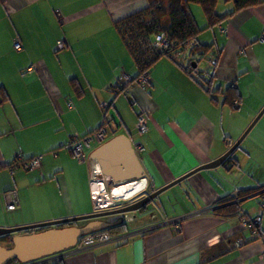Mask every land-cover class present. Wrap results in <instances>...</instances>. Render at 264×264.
<instances>
[{
	"label": "crops",
	"instance_id": "crops-1",
	"mask_svg": "<svg viewBox=\"0 0 264 264\" xmlns=\"http://www.w3.org/2000/svg\"><path fill=\"white\" fill-rule=\"evenodd\" d=\"M146 6L147 0H0V228L90 213L72 200L65 177L72 155L65 146L72 136L97 130L105 106L107 119L119 124L118 134L127 136L133 149L138 144L144 148L137 156L155 189L223 156L264 107V51L255 55L253 44L264 43V2L233 13L213 28H207L203 12L206 24L203 18L202 23L196 20L189 6L203 31L198 43L219 54L212 89L223 93L228 86L237 88L242 98L237 110L223 104L222 94L213 103L203 87L164 58L151 67L146 88L138 90L133 84L127 95L137 72L113 22ZM230 8L217 5L219 14ZM13 38L21 44L19 51ZM61 38L67 45L56 53ZM124 77L131 81L119 85ZM71 80L79 85L73 87ZM118 92L129 97L130 106L137 102L134 118L122 115ZM246 94L252 104L245 103ZM140 113L146 115L149 130L134 143L130 125L135 128ZM241 144V158L233 157L239 146L232 164L228 160L192 174L172 186V196L166 195L172 187L166 189L154 200L152 215L125 222V230L112 242L66 251L60 264H264L262 197L246 208L244 203L255 197L245 198L239 206L245 217L260 218L259 235L245 228L239 216L224 217L214 210L235 188L264 185V113ZM98 146L86 155L90 179L98 164L89 157ZM38 156L41 164L32 173L8 169L17 157ZM246 166L245 184L224 189L221 183L232 170L244 172ZM57 177L62 204L54 207L35 193L47 179ZM10 190L17 195L14 211L6 209L5 193ZM161 198L168 205L163 212L157 207ZM117 220L112 216L108 221Z\"/></svg>",
	"mask_w": 264,
	"mask_h": 264
},
{
	"label": "trees",
	"instance_id": "trees-1",
	"mask_svg": "<svg viewBox=\"0 0 264 264\" xmlns=\"http://www.w3.org/2000/svg\"><path fill=\"white\" fill-rule=\"evenodd\" d=\"M263 2L264 0H168L167 4L165 5L164 0H147V6L145 8L115 20L113 24L128 53L134 61L137 72L136 76L133 78L134 81L138 80L139 77L144 74H149V71L154 63L162 57H167L171 60L170 56L157 55L151 49L155 36L161 32H166L170 39L175 42L178 52L188 49L190 53H194L196 55L199 61L209 60L211 55H213L215 62L211 66V78L206 87H204V85L200 86L203 87L213 103L217 102V95L222 94L223 104L227 105L232 111H235L239 108L242 100L237 88L228 86L223 93L220 91V89H212L214 70L218 63L219 54L212 47L204 46L198 43L197 36L202 30L197 26L193 16L191 15L188 4L193 3L199 5L205 18L207 19V28H213L224 21L227 17L231 16L233 13L249 7L257 6ZM218 4L229 5L231 8L227 13L219 14L217 10ZM211 50L213 51L212 53L210 52ZM177 66L188 75L190 74V66L186 68H182L179 65ZM191 78L193 79V77ZM71 84L73 87L79 85L75 80H71ZM2 95H4V92ZM103 120L104 122L107 120L106 108L103 109ZM118 125L119 124H116V127H114L113 132L108 136L107 140L118 134ZM231 155L223 162L224 164L228 162V160H230L229 163L232 164ZM14 162L15 161L8 165V169L11 172L14 171L11 169V165ZM263 189L264 185L259 186L258 188L240 190L235 188L231 195L226 196L220 202H218L219 204H217V207L214 210L224 217L228 215L232 217L245 216L241 213L239 208L241 202L245 198L254 197H262L260 202H263ZM235 199L238 200V202H235ZM259 224L253 225L252 227L245 226V228L252 230L254 234L259 235L261 231ZM69 225L71 226L75 224ZM63 226L65 225H60L58 227L60 228ZM42 230L44 229H37L36 231ZM124 230L125 223H120L101 232L115 235L117 233L123 232ZM0 246L4 248L12 247V236H1ZM8 264L22 263L18 262L17 260H12Z\"/></svg>",
	"mask_w": 264,
	"mask_h": 264
},
{
	"label": "water",
	"instance_id": "water-1",
	"mask_svg": "<svg viewBox=\"0 0 264 264\" xmlns=\"http://www.w3.org/2000/svg\"><path fill=\"white\" fill-rule=\"evenodd\" d=\"M263 113L264 107L237 142L223 156L213 162H209L191 170L184 176L152 192L141 202L133 206H126L114 211L94 212L78 218H66L21 227L0 228V237L4 235L12 236V247L4 248L0 246V264H8L12 260H17L23 264L43 257L66 252L75 247L80 238L94 232L103 231L120 223L121 220L118 219L116 222L112 223L103 220V217L138 211L139 208L143 206L146 207L147 204L156 199L161 192L181 182L192 174L201 170L218 167L240 146L241 142L245 139ZM89 161L93 164H98L101 177L111 186H121L138 180H146L147 178L145 168L135 153L131 141L127 136L122 134H118L100 144L90 154ZM86 220L87 222L80 226L69 225ZM60 225L65 226L59 228L58 226ZM37 229L44 230L36 231Z\"/></svg>",
	"mask_w": 264,
	"mask_h": 264
},
{
	"label": "built area",
	"instance_id": "built-area-1",
	"mask_svg": "<svg viewBox=\"0 0 264 264\" xmlns=\"http://www.w3.org/2000/svg\"><path fill=\"white\" fill-rule=\"evenodd\" d=\"M65 46V42L63 40L57 41V49L61 50ZM13 48L15 51H19L21 49V44L19 40L16 38L13 40ZM151 49L157 55H168L171 57V61L175 65H179L182 68H186L190 66V76L193 77V80L199 85H207L211 78V66L215 62V58L213 55L209 58V60L199 61L194 53H190L188 49H185L181 52H178L176 48L175 42H173L169 35L166 32H161L155 36V39L152 43ZM213 52L212 50L210 51ZM173 59V60H172ZM28 72L31 71V68L27 69ZM128 82L131 81L127 77H124ZM143 87H146L150 82L149 74H144L139 77L137 80ZM104 108L107 109V106ZM107 119V117H106ZM114 127H116L115 123L111 119H107L105 122L102 121L100 127L92 132L90 135L80 137L74 135L71 137L70 141L65 146L71 154L75 157L78 162L86 161L85 149L91 148L94 144H102L108 139V136L113 132ZM135 129L140 134H145L148 132L149 127L147 124L146 115L140 113L137 116V121L135 125ZM135 153L139 156L144 152V148L141 145L134 146ZM41 156L34 157L30 160H23L22 158H16L14 163L11 165L12 170H16L21 167L24 170H36L39 168L41 164ZM90 197L93 203L94 211H103L115 208L119 205L121 201H127L132 198H117L114 196L113 192L116 189L115 186H111L108 184L100 175L98 167L94 169L90 182ZM6 200V209L8 211H14L17 205V195L14 190H10L5 193ZM238 202V200H234ZM240 223L243 226L252 227L253 225H258L260 218L248 219L245 216H240ZM174 224L177 225V222L174 221ZM115 240V235L111 233L105 232H94L88 236L79 239V242L74 247L76 250H83L87 248H91L97 245H103ZM69 251V250H68ZM65 252L54 254L51 256L43 257L40 259H36L33 261H29L23 264H60Z\"/></svg>",
	"mask_w": 264,
	"mask_h": 264
},
{
	"label": "rangeland",
	"instance_id": "rangeland-1",
	"mask_svg": "<svg viewBox=\"0 0 264 264\" xmlns=\"http://www.w3.org/2000/svg\"><path fill=\"white\" fill-rule=\"evenodd\" d=\"M167 1L168 0H164V4L166 5L167 4ZM192 7L193 9V12L195 13V17H196V20L199 19L200 22L202 23V18L203 20L205 21V18L204 16L202 15V10H201V7L197 4H193V3H190L188 4V7ZM197 8V9H194V8ZM199 24V23H198ZM205 24H206V21H205ZM201 26V24H199ZM206 27V25H205ZM203 32V31H202ZM14 40L16 38H13ZM59 40H63L65 42V46L63 49L66 48V45H67V42L64 38H61ZM253 44L255 45V55L257 54H260L261 52L264 51V43H261L259 42L258 40L257 41H253ZM56 51L58 50L57 49V42H56ZM61 49L60 51L56 52V53H61L63 52ZM215 50V49H214ZM128 54V53H127ZM130 56V55H128ZM264 57V56H263ZM131 62H132V58L129 57ZM168 59L167 57H162V59ZM170 60V59H168ZM57 61V60H56ZM33 68V66L31 67ZM136 73V72H135ZM261 77V75H260ZM122 80L119 82V85H121L123 82H125V84L128 83V81H126L124 78H121ZM132 85L128 87L127 89V95L129 94V92L132 89L133 87V84L136 86V88L138 90H143L145 88H142V85L138 82V81H134L133 83H131ZM204 87H206V85H204ZM121 93L119 96H118V101H120L122 103V106H120V111L122 113V115L126 118H130L131 115H133V109H132V106H137V102L135 101V103L130 106V102H129V97L122 93V92H118V94ZM254 102L253 98H248L247 94L245 95V103L246 104H252ZM137 108V107H135ZM227 110V109H226ZM236 112H234L233 114H235ZM134 118V115L132 116ZM109 119V118H108ZM136 121H137V118H136ZM130 128H132V131H133V134L131 136V139L132 141L135 143L136 139H141L145 134H140L138 133V131L133 128V124L130 125ZM124 131V130H123ZM244 133V132H243ZM242 133V134H243ZM241 134V135H242ZM241 137V136H240ZM239 137V138H240ZM238 138V139H239ZM237 139V140H238ZM237 140L234 142V144L237 142ZM233 144V145H234ZM244 144V143H242ZM240 145V148H239V151L237 153H235L233 155V157H236V156H239L241 158V154L239 152H242L244 149V145ZM246 144V143H245ZM232 145V146H233ZM93 147V146H92ZM89 148V149H85V154L87 155L88 154V151L89 150H92L93 148ZM242 150V151H241ZM48 155H52L50 153H48ZM72 155V154H71ZM72 160L66 165L67 166V170L65 172V177H66V181H67V185H68V189L70 191V194H71V197H72V200H76L77 199V202L78 204L80 203L81 206H84L86 207L85 209H88L90 211V213H94V209H93V203H92V199L90 197V188H89V182H90V177H89V167L88 165L85 163V162H78L75 157L72 155ZM84 164L82 165L81 167L78 165V164ZM211 170V169H209ZM242 170V169H241ZM31 173L34 172V171H31L29 170ZM208 171V170H207ZM247 171H248V166L245 167L244 169V172L243 171H236V170H232L231 174L228 175V181H223L221 183V185L224 187V189L226 190H230L232 189V187L234 185H239V186H243L245 184V179H246V176L247 175ZM210 172V171H208ZM29 174L30 176L32 174ZM91 173V171H90ZM234 174V175H233ZM251 175V174H249ZM35 177H38L37 175ZM59 180V178H53V179H50V181H48V179L46 180V184L44 187H40L39 190H38V193H35V197L36 198H41L43 200V202L47 203V204H51L53 205L54 207H58V205L62 204V201H61V198L59 196V186H61V183L57 182ZM37 181H40L42 182V179H41V176H39V179ZM176 189V187H172L168 190H166V192H168L166 195H171L172 196V192H174V190ZM163 198H161V200L159 201L158 200V209L161 210L162 212L168 207V205H165L163 202H162ZM128 201V200H127ZM253 201H256V198L253 199H250L248 201H246L244 203L245 205V208L246 206H252L253 205ZM126 201H121L119 203V205L117 207H119L122 203H124ZM156 207V203L153 202V205H151V208L154 209V206ZM257 206V205H256ZM116 208V207H115ZM113 209V208H112ZM103 211H111V209L109 210H103ZM89 213V214H90ZM86 215V214H85ZM84 215H81V216H71L70 218H78V217H83ZM44 217V216H42ZM69 218V217H68ZM81 221L77 222L80 223Z\"/></svg>",
	"mask_w": 264,
	"mask_h": 264
},
{
	"label": "flooded vegetation",
	"instance_id": "flooded-vegetation-1",
	"mask_svg": "<svg viewBox=\"0 0 264 264\" xmlns=\"http://www.w3.org/2000/svg\"><path fill=\"white\" fill-rule=\"evenodd\" d=\"M145 182H146V186H145V189L142 192H140L139 194L135 195L132 199L122 203L119 207L111 209V211H114V210H117V209H120V208H123V207H126V206H133V205L141 202L146 196H149L152 192H154V191L159 189V188H157V189L154 188L153 182H152V180L150 178H148V180H146ZM154 200H156V199H154ZM154 200L152 202H150L149 204H147L146 207L143 206V207L139 208L138 211H131V212L123 213L121 215H110V216L103 217L102 219L105 220V221H108L110 219V217H112V216H116L118 219L119 218L120 219H125V218H127L128 215H130V217L128 216L127 221H131V220L139 221L141 219V217H142L140 215H142V214L143 215H146V214L147 215H152V210H154V209L151 208V205H153ZM96 212H98V211H95V213ZM99 212H104V211H99ZM150 217H152V216H150ZM86 222H87V220L86 221H81L78 224H77V222H75V225L76 226H80V225H83ZM120 223H124V222L120 221Z\"/></svg>",
	"mask_w": 264,
	"mask_h": 264
},
{
	"label": "bare ground",
	"instance_id": "bare-ground-1",
	"mask_svg": "<svg viewBox=\"0 0 264 264\" xmlns=\"http://www.w3.org/2000/svg\"><path fill=\"white\" fill-rule=\"evenodd\" d=\"M145 186H146L145 180H138V181L127 183V184H124L121 186H115L116 189L114 190L113 194L117 198H123V197L124 198H132L133 196L142 192L145 189ZM125 219H121L122 222L125 223L128 219V216ZM118 224H120V223H118ZM99 232H101V231H99ZM72 249H74V247L71 248L70 250H72Z\"/></svg>",
	"mask_w": 264,
	"mask_h": 264
}]
</instances>
